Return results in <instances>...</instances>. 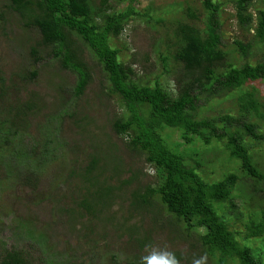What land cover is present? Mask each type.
Listing matches in <instances>:
<instances>
[{"label":"trees","instance_id":"obj_1","mask_svg":"<svg viewBox=\"0 0 264 264\" xmlns=\"http://www.w3.org/2000/svg\"><path fill=\"white\" fill-rule=\"evenodd\" d=\"M132 1L122 10L111 0H7L2 5L19 15L23 25L35 29L40 38L31 46V63L27 67L23 65L18 76L14 74L21 83L15 90L18 97L13 98L12 90L5 86L7 79L0 76V168L4 171L0 186L9 191L27 182L37 189L41 183L48 182L50 190L58 191L61 199L67 200L66 192L50 185L55 181L68 185L73 178H79L71 186L72 206H60L58 210L70 226L76 216L78 221L73 227H84L80 241L97 234L98 238L91 236L87 244L93 251L92 257H100L101 264H121L112 250L113 243L104 241L112 228L129 234L128 241L133 239L136 247L153 244L148 231L140 234L138 227L129 224L126 215L120 220L112 215L103 216L115 205L108 199L119 198L117 192L124 193L135 182L127 198L131 209L148 212L155 223L164 214L175 219L161 221V228L182 222L189 236L197 235L194 246L201 247L215 263L264 264V165L261 163L264 96L252 85L264 82V61L248 60L253 49L250 42L235 41L238 59L234 51L226 49L220 31L222 2L203 0L206 12L201 26L192 23L200 21L201 15L188 7L191 22L177 20L172 28L166 27L168 32L160 39L161 43L164 40L167 52L161 54L163 72L170 71L169 55L181 65L174 91L160 82L161 74L154 84L145 83L134 68L139 62L137 58L131 57L126 62L123 50L115 41L138 16L152 22L154 28L164 25L166 19L153 8L147 7L142 12ZM253 2L235 0L236 17L241 29L254 28L255 35L263 42L264 9L254 16L250 11ZM151 12L158 15L152 17ZM4 14V11L0 14L2 28L7 24ZM166 46L174 49L173 54ZM157 48L156 54L162 46ZM86 51L101 67L104 77L100 83L101 95L112 94L120 100L122 114L112 120V129L125 145L116 146L109 132L104 133L106 141L97 145H72L67 149L73 153L72 159L83 150L85 161L79 169L72 165L77 161H68L71 172L64 174L68 169L65 162L60 173L54 169L60 176L48 180L45 172L51 166L50 161L59 156L55 151L60 147L58 142L54 144L56 132L49 123L73 119L80 137L88 131L91 133L94 125H90L89 117L81 118L82 115L71 110L78 109L77 101L94 82L96 69L88 63ZM146 54L145 60L149 62V53ZM49 59H54L59 72L68 71L76 76L74 85L67 86L61 80L55 82L53 73L50 86H54V97L61 95L62 101L52 108L40 100V94L33 88L40 72L46 71L43 63ZM22 90L29 91L25 97H20ZM45 109L50 111L44 115L47 123L42 126V142L38 139L32 144L28 140L29 120L46 113ZM218 149L226 155L223 163L227 170L221 178L210 180L200 170L202 154ZM125 150L136 151L138 161L155 170L154 183L142 182L144 172L123 157ZM117 159L120 160L116 162ZM122 173L127 177L119 178ZM29 223L19 215L13 218L15 238L9 247L3 242L0 264H63L47 244L50 231L44 232ZM101 243L109 251L96 252ZM176 255L179 260V254ZM138 262L143 264L141 258Z\"/></svg>","mask_w":264,"mask_h":264},{"label":"rangeland","instance_id":"obj_2","mask_svg":"<svg viewBox=\"0 0 264 264\" xmlns=\"http://www.w3.org/2000/svg\"><path fill=\"white\" fill-rule=\"evenodd\" d=\"M6 1L7 0H0V14L4 11V16L7 21L5 28H2V24L0 25V76L3 75L7 79L5 86L10 91L12 90L13 98H15L18 97L15 90L21 85V83L18 80V77H14V74L18 76L19 71H21V67L23 65L27 67V65L31 63V46L36 44L38 41L37 38L40 37L35 29L26 28L20 20L19 15H17L14 11L9 8H3L2 5L6 3ZM130 1L131 0H123L119 2L118 0H111L112 4L115 5L118 10L126 8ZM132 2L142 12H144V9L147 7L155 9L158 14L161 13V15H163V18L166 19V21H164V25H158L154 28L152 27V22L151 24L147 23L146 20L138 16V18L134 19V21L127 26L123 35L116 39L115 45L123 50V59L126 62L129 61L131 57L134 58L135 56V58H137L139 62L134 66V68L139 76H141L142 79L140 80L145 83L148 82L150 84H154L157 75L161 74L162 76H160V82L164 86L169 87L170 90L174 91L178 76L177 70L180 69L178 66L181 65L174 60L172 55H169L170 71L163 72L161 54L167 55V52L165 51L164 40L161 43L160 39H163L165 34L168 32L166 27L169 29L172 28L173 23L176 24L177 20L191 22L188 7H190L192 11L201 15L200 21H192V23H198L199 26H201L206 12L203 6V0H134ZM220 2H222L220 13L222 26L220 31L225 48L230 51H234L238 59V52L236 50L237 45H235V41L243 40L244 43L250 42L253 43V49L248 60L251 63L264 61V41L261 42L255 35L254 28L248 31L239 27L236 17L235 0H220ZM262 9H264V0H254L250 11L254 16H256ZM151 14L152 17L158 15L154 12H151ZM0 22L2 23L1 19ZM170 37L172 36L170 35ZM28 41H32V43H29ZM157 46L158 48L162 46V49H160L159 53L156 54L155 51L157 50H155V48ZM173 50L168 49L171 54H173ZM45 51L49 52L50 49H46ZM146 53H149V62L145 60V56L147 55ZM86 58L90 66L94 70L96 69L94 82L88 87L85 95L77 101L78 109L76 110L78 112L73 108L71 110L82 115L81 118L85 116L89 117L87 119H91L89 122L90 125L93 123L94 125H92L90 129L91 133L88 131L89 133L87 135L80 137L77 133V126L73 124V119L65 118L62 123L54 120L49 123L51 125L50 128L56 132L54 136L56 142L54 144L56 145L58 142L60 147L55 151V153L57 152L56 154L59 156L50 161L51 166H48L49 168L47 167V171L45 172L48 174V180L57 179V176H60L55 174L54 169L60 173V169L65 162L68 164V169L64 172V174L71 172L72 165L79 169L81 163L85 161L83 150H81V153L74 154L75 159H72L73 156L71 154L73 153L67 150L70 149L72 145H97L101 141H106L104 137L105 132H109L113 136L116 146L123 148L125 145L123 138H120L117 135L115 136L113 134L114 129H112V120L122 114L120 100L117 96H113L112 94H105V96L101 95L102 90L100 83L104 78L101 72V67L94 60V57L90 52L86 51ZM43 66H46V71L40 72L33 88L40 94V100L52 108L54 104H60L62 101L60 99L61 95L54 97V86H50L51 82L49 81L53 79V73H55V82L61 80L67 84V86L74 85L76 82V76L68 71L59 72L57 67L58 65L55 63L54 59L45 61ZM181 69L183 68L181 67ZM252 85H256L261 92V96H264V82L253 83ZM30 87L31 86H28L26 88L30 89ZM28 92V90H22L20 97H25ZM96 96H99L100 99L96 98ZM202 103L203 102H201V104ZM49 111L45 109L46 113H40L35 119L32 117V120H29L31 125L28 140L32 141V144H34V141L37 143L38 139L40 141L42 140V126L45 122L47 123V119H45L44 115H47V112ZM0 117H2L1 111ZM174 138H177V134H175ZM262 145L264 147V144ZM255 148L259 149L258 147ZM93 150L94 149H91L89 151L93 152ZM63 153L64 156L62 155ZM105 155L108 156V153ZM123 157L131 162L133 167L136 165L137 169L144 172L142 182L154 183L156 181L155 170L145 165L142 160L138 161L139 154L136 151L125 150ZM224 157L226 158V155L224 152L222 153L220 149L203 153V165L200 166L202 174L210 180H217L221 178L227 170V168H225L226 163H223ZM261 158L264 159L263 157ZM72 160L77 162L70 165L68 161ZM119 160L120 159H117L116 162ZM192 163L196 165L193 160ZM261 163L264 165V160H261ZM50 170L54 171L50 172ZM240 172L241 170L238 171V173ZM3 174L4 171L0 168V177ZM125 177H127V175L125 176L122 173L119 178L123 179ZM9 182V188H11L13 179ZM22 182H24V180ZM78 182L79 178L75 177L68 185H61L58 181H55L52 185H50H54L55 188L58 187L63 193L66 192L67 200L61 199L58 191L50 190L48 182L41 183L37 189H33L27 182L23 183L21 186H13L14 188L12 187L13 189H10L9 191H7L4 186H0V214L2 215L0 222V253L3 251V242L4 246L9 247L15 238L14 230L12 228V220L15 216L19 215L20 218L29 220L35 228L44 232L50 231V239H47V244L54 249L52 251L53 255L56 257L60 256L63 264H101L100 257H92L93 251L90 248L91 246L87 244V241L91 239V236L98 238L97 234L87 235L80 241V234L85 232L84 227L78 226L79 229L76 232L75 229L78 227H73L78 221L76 216L73 218L72 225L70 226L68 220L63 218L58 210L60 206H72L70 203V199L72 198L71 186L72 184L76 185ZM136 184L137 182L133 183L130 185V188H133ZM130 188L128 187L124 193L118 191L117 193L119 194V198L113 196L108 199L109 201L114 202L115 205L111 210L107 209L103 216L106 217L112 215L120 220L124 215H126L128 217L129 224L138 227L140 234L148 231V235L152 238L153 244L145 247H136L137 244L133 241V239L128 241L129 237L127 235L129 234L125 235L123 230L119 231L118 229L112 228L113 230L111 229L110 233L106 234L104 241L108 242V244L113 243V246H111L112 250L121 264H139V258L142 259L143 264H148V258L151 257L154 252L161 250L173 252L175 255L178 253L180 256L179 264H196V261H201V264H217V262L215 263L209 255L204 253L201 247L194 246L197 235L194 233L192 236H189L187 229L182 222L179 225L174 224V226L161 228L159 226L161 221L174 222L175 219H172L169 215L164 214L159 218V222L155 223V219H153L148 212L143 214V212L139 210L135 211L131 209L130 201L127 200L130 192H132ZM107 194H109V192ZM60 201V205L56 207ZM96 220L98 221L97 218ZM236 225V228H238V222ZM81 227L83 228V231H81ZM114 230L117 232L119 231V233H116ZM118 234L122 237L119 238ZM103 235H105V233H103L102 236ZM104 244L105 243H101L99 245L100 247L97 246L96 252H100V250L104 252L107 249L106 244ZM176 257L179 258L177 255Z\"/></svg>","mask_w":264,"mask_h":264},{"label":"clouds","instance_id":"obj_3","mask_svg":"<svg viewBox=\"0 0 264 264\" xmlns=\"http://www.w3.org/2000/svg\"><path fill=\"white\" fill-rule=\"evenodd\" d=\"M148 264H179V260L175 253L161 250L154 252L151 257L148 258ZM196 264H201V261H196Z\"/></svg>","mask_w":264,"mask_h":264}]
</instances>
